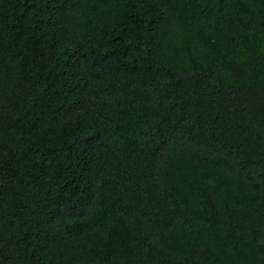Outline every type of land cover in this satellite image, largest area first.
Returning <instances> with one entry per match:
<instances>
[{
	"label": "trees",
	"instance_id": "trees-1",
	"mask_svg": "<svg viewBox=\"0 0 264 264\" xmlns=\"http://www.w3.org/2000/svg\"><path fill=\"white\" fill-rule=\"evenodd\" d=\"M0 264H264V0H0Z\"/></svg>",
	"mask_w": 264,
	"mask_h": 264
}]
</instances>
